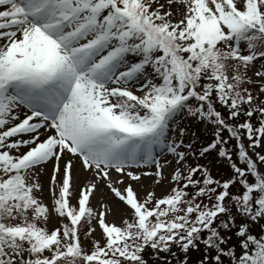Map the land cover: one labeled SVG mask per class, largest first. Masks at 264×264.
<instances>
[{
  "label": "snow or ice",
  "instance_id": "snow-or-ice-1",
  "mask_svg": "<svg viewBox=\"0 0 264 264\" xmlns=\"http://www.w3.org/2000/svg\"><path fill=\"white\" fill-rule=\"evenodd\" d=\"M245 85L264 95V0H0V264H188L201 245L198 264H264V226L249 228L264 220V101ZM183 115L214 127L198 155L229 160V180L186 164V130L172 138ZM165 148L168 194L114 186L142 164L161 183ZM75 160L92 177L79 187ZM102 184L126 206L123 226L91 206ZM94 224L104 244L88 251Z\"/></svg>",
  "mask_w": 264,
  "mask_h": 264
},
{
  "label": "rangeland",
  "instance_id": "rangeland-1",
  "mask_svg": "<svg viewBox=\"0 0 264 264\" xmlns=\"http://www.w3.org/2000/svg\"><path fill=\"white\" fill-rule=\"evenodd\" d=\"M162 3L165 2V0H161ZM258 69L253 67L248 70V73L253 80H256L257 78L254 76V73ZM253 93H256V90H253ZM139 94V93H137ZM179 119V118H178ZM177 128V131L172 134V138L176 140L177 132H178V126L175 125ZM184 144H187V141L183 140ZM236 144L235 140H231L229 143L230 148H233V146ZM180 150L186 151L187 149L181 148ZM69 157H65V159H68ZM157 159L161 160L163 163L165 160L170 161V163L164 165L163 170V176L164 178L161 180V183L157 184L155 181L158 179V177L155 175L156 169L152 165H141L139 168H132L131 170L137 174L140 175L141 179L139 181H133L130 178L123 176L120 177L123 179V184H114L115 187H118L120 190L123 191V189L131 184L133 189L137 192L139 198L141 201L147 198L148 192H154L155 196L157 198L163 197L164 195L168 194L169 190L172 187V183H170L169 178L171 177L173 170L176 168V161L172 154L167 152V149L157 150ZM75 174L79 181V186L89 183L92 179L91 173H85L82 169L80 163L78 160H75ZM209 168V166H207ZM53 165L50 163L44 173L42 174L41 182L43 184L44 193H43V199L44 203L49 206V208L53 207V199L51 196V193L49 191L50 184L49 180L51 177ZM61 168H63V163L61 164ZM264 169V168H261ZM152 173V175H144V173ZM62 176V172L60 174ZM113 179L115 180L117 175L116 173H113ZM223 182V181H222ZM91 206L95 210H104L102 205H107L109 208L112 209L110 213L107 215V221L111 223H115L116 225H119L120 222H122V218L124 217L126 206L120 202L117 198L114 197V195L111 193V191L107 188L106 185L102 184L98 191L95 192L94 196L90 198ZM72 204L76 205V199L72 200ZM57 219H53L52 223L48 225V227L51 229L56 225ZM96 227V232L94 235L90 238H88V243L93 247V243L96 240L100 241L101 246H103V241L101 240L100 236V228L98 225H93ZM86 243V242H85Z\"/></svg>",
  "mask_w": 264,
  "mask_h": 264
},
{
  "label": "trees",
  "instance_id": "trees-1",
  "mask_svg": "<svg viewBox=\"0 0 264 264\" xmlns=\"http://www.w3.org/2000/svg\"><path fill=\"white\" fill-rule=\"evenodd\" d=\"M249 77H251L249 74H247ZM252 78V77H251ZM245 87H248L251 89L252 93L253 90H256V93H253L254 95H258L259 100L264 101V95L259 94L258 92V88L255 85H245ZM217 108L219 110H221L225 117H227V112L220 108L219 105H217ZM231 123V121H229ZM243 122V118H241V121ZM252 122L254 124H257V119L254 116L252 118ZM178 126V132H177V136H176V140L178 141L179 139H181L179 137V129L183 128L186 130V133L183 137V140L187 141V144L192 143L193 144V151H195L197 153V155L195 157H193L190 153L188 154L187 160H186V164L188 166L191 167H195L197 165H203L205 168L208 169L210 175L215 179V180H219V181H226L229 180L233 173H232V169L230 167V162L229 160L225 159V158H221L218 156V153L216 151H212L210 153L205 154L204 157H200L198 155L199 151L202 150L203 147H206L207 145H209L210 143L213 142L214 140V127L206 122L203 121H199L196 118L190 117V116H186L183 115L181 117V119L178 120L177 125ZM223 136L225 138H228L229 134L227 131L223 132ZM245 145L248 144L247 139L244 140ZM228 147L230 148V146L228 145ZM188 151V150H187ZM258 151H264L261 149H258ZM233 160L236 161L237 164H239V161L236 160V156L233 155ZM209 166V168L207 167ZM241 167H244L243 165H239ZM261 168H264V166H261ZM262 172H264V169H261ZM189 191H191V189H189ZM238 189L237 188H233L232 192H237ZM240 191H242V189H240ZM151 206V205H149ZM233 214H236V210L233 208ZM242 223L240 217L237 215L236 218V225H240ZM60 224L57 220L56 225H54V227H59ZM118 226H123L122 222L119 223ZM264 226V220H261L259 222V224H252L249 222V228L252 232V234L259 236L261 234V227ZM53 227V228H54ZM235 231L236 228L234 227L232 229L231 232L226 233L227 236L231 237L229 243L230 244H235L237 245L235 251L237 253V255L240 254V248H239V240L236 238L235 236ZM88 238H84V247L88 250L91 251L92 248L88 243ZM103 241L104 244V240L101 239ZM86 242V243H85ZM173 251H176L178 256L183 259V254L179 253L178 249L173 248ZM204 255V248L203 245L200 246V251H192L189 254L188 257V264H198V262L203 258ZM211 255H215V253H212ZM224 259V264H228V260L227 258H223ZM149 264H159V262H155L153 261L150 257H149ZM172 264H176V261L173 260Z\"/></svg>",
  "mask_w": 264,
  "mask_h": 264
}]
</instances>
